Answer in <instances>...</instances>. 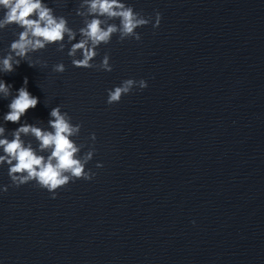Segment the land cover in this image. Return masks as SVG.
I'll use <instances>...</instances> for the list:
<instances>
[{"label": "water", "instance_id": "water-1", "mask_svg": "<svg viewBox=\"0 0 264 264\" xmlns=\"http://www.w3.org/2000/svg\"><path fill=\"white\" fill-rule=\"evenodd\" d=\"M48 3L80 26L79 0ZM128 3L162 20L138 29L139 42L113 37L101 49L112 72L73 67L49 47L36 54L47 68L24 62L3 75L14 89L27 77L40 98L29 122L47 121L61 104L82 124L85 151L95 133L88 167L97 175L55 199L31 183L0 194V260L264 264V0ZM13 31L0 32V49ZM59 62L63 73L51 70ZM127 78L148 87L108 105L106 89ZM9 183L0 168V184Z\"/></svg>", "mask_w": 264, "mask_h": 264}, {"label": "clouds", "instance_id": "clouds-1", "mask_svg": "<svg viewBox=\"0 0 264 264\" xmlns=\"http://www.w3.org/2000/svg\"><path fill=\"white\" fill-rule=\"evenodd\" d=\"M75 15L81 18L78 27H72L65 15L57 14L48 0H0V32L14 28L13 39L7 48L0 49V100L9 101L7 111L0 115V168L7 169L10 180L0 184V194L31 183L55 199L61 188L78 180L91 181L97 175L88 167L96 154L95 133L90 134L93 143L85 151V144L77 142L82 124L74 122L61 104L50 107L47 121L29 122L26 114L37 107L40 98L29 91L27 77L14 89L3 75L24 62L29 67L47 68V61L36 54L49 47L66 53L73 67L112 72L111 56L108 52L101 56V49L113 37L118 42H139L142 34L138 29L149 24L159 28L162 20L159 11L154 16L145 15L128 0H79ZM51 70L63 73L66 65L59 62ZM147 87L144 78L123 79L106 89V103L118 104L134 90ZM8 122L17 126L9 129ZM103 166L101 161L95 164L97 169Z\"/></svg>", "mask_w": 264, "mask_h": 264}]
</instances>
